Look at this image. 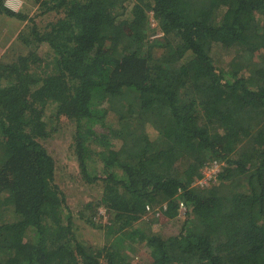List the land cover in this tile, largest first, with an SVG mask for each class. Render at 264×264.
Wrapping results in <instances>:
<instances>
[{
    "label": "trees",
    "instance_id": "16d2710c",
    "mask_svg": "<svg viewBox=\"0 0 264 264\" xmlns=\"http://www.w3.org/2000/svg\"><path fill=\"white\" fill-rule=\"evenodd\" d=\"M5 2L0 264H264V0Z\"/></svg>",
    "mask_w": 264,
    "mask_h": 264
},
{
    "label": "rangeland",
    "instance_id": "374dc122",
    "mask_svg": "<svg viewBox=\"0 0 264 264\" xmlns=\"http://www.w3.org/2000/svg\"><path fill=\"white\" fill-rule=\"evenodd\" d=\"M6 1H7L6 4L9 8H12L15 5V1L16 3L19 2V0H6ZM35 10H36L35 7L32 8L33 12H35ZM9 22L10 23H8L7 25H4L1 23L0 29L4 30V32L7 33L8 36H10V39L13 40L15 39V36L17 37L16 32L20 29V24L13 20ZM42 23L43 22L40 21V24ZM10 30L12 34L8 33V31L10 32ZM7 39L8 37H5V40ZM2 54H3V48L2 50L0 49L1 57H2ZM52 151H53V157L55 160V166L57 168L56 173H55V183L59 186L62 192H64L68 205H70L72 209H74V211L77 212L83 204H86L87 202L92 201V199L95 196H98L100 184L99 185L98 184H91V185L86 184L84 180L81 179V174L78 172L77 166L73 158L67 153V151L64 148H58V150L54 149ZM93 163L96 164V167L94 166ZM99 164L100 163L95 162L94 158H92L91 167H94L97 173L99 172L97 169L100 168ZM212 179H214V177ZM210 183H213V180L212 181L209 180L207 182V186ZM100 213L104 214L102 210H100ZM138 224H139L138 226H141L143 230L150 232V229H149L150 227L147 225L146 222L144 223L138 222ZM88 230L87 229L84 230L83 236L85 235L86 238L89 239L90 242L92 243H94L95 241L96 242L100 241L99 234L100 236L102 235L101 231H96L94 229L91 230L89 228ZM135 254L136 256H140L142 254L141 249L139 248L137 251H135Z\"/></svg>",
    "mask_w": 264,
    "mask_h": 264
},
{
    "label": "built area",
    "instance_id": "2783aa9c",
    "mask_svg": "<svg viewBox=\"0 0 264 264\" xmlns=\"http://www.w3.org/2000/svg\"><path fill=\"white\" fill-rule=\"evenodd\" d=\"M219 172V164L213 163L204 173V176L197 181L199 186H207V182L209 180H213L216 178L217 173ZM214 177V179H212Z\"/></svg>",
    "mask_w": 264,
    "mask_h": 264
},
{
    "label": "crops",
    "instance_id": "0c3cea01",
    "mask_svg": "<svg viewBox=\"0 0 264 264\" xmlns=\"http://www.w3.org/2000/svg\"><path fill=\"white\" fill-rule=\"evenodd\" d=\"M7 2V1H6ZM6 2H5V6L6 7H8L7 6V4H6ZM22 2H21V0H19V2H17L16 3V1H15V5L12 7V8H9V10H12V11H14V12H16V11H19L21 8H22V5H23V3L21 4ZM9 21V20H8ZM3 33H5V32H3ZM1 44V43H0ZM2 49V48H1ZM1 56V55H0Z\"/></svg>",
    "mask_w": 264,
    "mask_h": 264
}]
</instances>
